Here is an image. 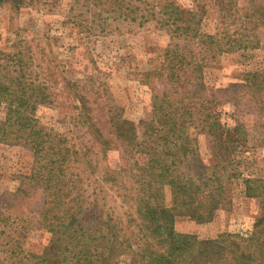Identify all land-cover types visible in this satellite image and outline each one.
<instances>
[{
  "label": "trees",
  "instance_id": "16d2710c",
  "mask_svg": "<svg viewBox=\"0 0 264 264\" xmlns=\"http://www.w3.org/2000/svg\"><path fill=\"white\" fill-rule=\"evenodd\" d=\"M82 1L85 12L100 17V27L110 19L139 24L155 19L188 46L182 52L176 45L167 49L168 70L155 71L165 79L164 89H154L150 114L138 123L123 116L105 85L68 77L53 50H44L36 39L0 47V142L22 144L33 156L14 197L39 194L36 223L49 234L40 253H26L30 264H117L123 255L130 264H264V176L244 178L245 195L261 203L248 235L199 238L174 228L180 215L208 222L230 203L226 185L238 173L219 151L207 161L200 154L196 132H216L218 124L209 108L205 112L196 103L191 87L200 88L196 80L207 61L246 47V40L234 46L202 31L198 13L176 0H150L145 6L133 0ZM0 2L15 10L24 5L23 0ZM41 106L71 108L73 126L88 140L71 142L40 123ZM220 127L227 132L225 145L238 129ZM118 145L120 166L112 168L108 150ZM111 196L130 212H115Z\"/></svg>",
  "mask_w": 264,
  "mask_h": 264
},
{
  "label": "rangeland",
  "instance_id": "374dc122",
  "mask_svg": "<svg viewBox=\"0 0 264 264\" xmlns=\"http://www.w3.org/2000/svg\"><path fill=\"white\" fill-rule=\"evenodd\" d=\"M133 1L145 6L150 0ZM176 1L198 13L202 31L231 40L234 46L236 40H246L247 46L212 57L199 72L196 83H202L200 88L191 87L198 96L196 103L205 112L209 108L218 124L213 127L216 132L208 128L196 132L197 122L192 125L200 154L207 161L217 150L224 160H232L230 166L238 173L226 185L230 203L216 210L208 222L180 215L174 228L199 238L223 232L248 235L261 203L245 195L244 178L264 176V0ZM23 4L15 10L8 2H0V47L7 49L18 39H36L44 50H53L68 77L88 85L94 80L96 86L109 88L123 116L136 123L149 116L154 89H164L165 79L155 71L163 66L168 70L167 49L176 45L182 52L188 46L155 19L141 24L110 19L100 27V17L85 12L82 0L75 5L73 0H23ZM71 115V108L58 106H41L36 112L40 123L66 134L71 142L87 141L89 136L82 138L83 131L73 126ZM220 125L238 129L236 133L230 130L225 145L227 132ZM120 148L108 150L112 168L120 166ZM32 164L28 147L0 142V264H30L26 253H40L48 240V232L36 223L39 194L14 197L21 176ZM166 197L168 201V192ZM109 204L120 215L130 212L119 198L109 197ZM117 264H130V257L121 256Z\"/></svg>",
  "mask_w": 264,
  "mask_h": 264
}]
</instances>
